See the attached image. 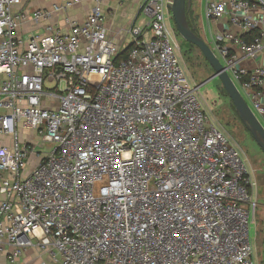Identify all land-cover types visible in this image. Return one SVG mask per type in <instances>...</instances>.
Wrapping results in <instances>:
<instances>
[{
    "label": "built area",
    "instance_id": "2783aa9c",
    "mask_svg": "<svg viewBox=\"0 0 264 264\" xmlns=\"http://www.w3.org/2000/svg\"><path fill=\"white\" fill-rule=\"evenodd\" d=\"M23 1L0 0V264H256L255 180L204 110L164 0L142 1L120 59L103 0L82 23L66 16L80 0ZM59 14L64 31L19 33ZM204 18L224 23L208 45L264 128V1L206 0Z\"/></svg>",
    "mask_w": 264,
    "mask_h": 264
},
{
    "label": "rangeland",
    "instance_id": "374dc122",
    "mask_svg": "<svg viewBox=\"0 0 264 264\" xmlns=\"http://www.w3.org/2000/svg\"><path fill=\"white\" fill-rule=\"evenodd\" d=\"M264 1V0H263ZM172 0H169L171 4ZM206 0H191L190 7V20L193 23L196 22V26L199 27V22L195 15V12L199 14L202 21L204 18V4ZM166 0H164V10L166 12ZM140 17L134 24L135 27H140ZM173 23V22H172ZM174 26V24H173ZM206 27V25H205ZM174 28V27H173ZM129 29V28H128ZM123 33L120 47L122 49L126 48L129 44L133 42V37L131 33ZM175 30V29H174ZM198 30V28H197ZM200 35V32H197ZM201 36V35H200ZM209 37L208 35H206ZM205 40V37H203ZM207 40V41H206ZM205 41L210 44L209 38ZM175 45L178 47V56L186 72L195 83L194 85H201L197 93L204 110L210 115L212 122L220 128L225 134H227L232 141L236 144L244 161L247 163L250 173L256 183V211L254 223L251 226V237L255 241V259L256 264H263V253H264V154L257 147L255 142L251 139L247 130L244 128L237 115L235 114L234 108L227 94L222 88V85L218 79H212L208 82L206 80L210 79L213 75L211 67L208 65L206 60L203 58L199 50L189 47L185 41L176 33L175 31ZM217 58L223 62L218 52H215ZM50 86V85H49ZM35 136L30 131L24 132L23 137L26 135ZM36 146L35 151L42 153L49 146L41 142L40 137L35 139L33 142ZM35 157L31 156L28 161L27 168L31 169L35 165ZM27 170V169H26ZM40 253L33 251V257L31 261L27 264H39L41 262Z\"/></svg>",
    "mask_w": 264,
    "mask_h": 264
},
{
    "label": "crops",
    "instance_id": "0c3cea01",
    "mask_svg": "<svg viewBox=\"0 0 264 264\" xmlns=\"http://www.w3.org/2000/svg\"><path fill=\"white\" fill-rule=\"evenodd\" d=\"M65 1L68 0H25L18 6L14 7V10L16 12H31L38 9H50L52 5L63 3ZM142 1L143 0H129L123 4H119L118 0H103L102 6L105 12V26L108 32V36L113 38L117 45H121L120 43L125 30H127L133 23H135V19L139 14ZM92 7L93 0H80L79 4L73 6L71 9H69V11H67L66 16H68L71 20L82 23L86 19V16L89 14ZM195 15L199 22V27L197 26L198 32H200L202 38L205 37V40L207 38H209L210 40V33L214 30L220 29L224 25V23L222 22L209 24L205 20V18H203L201 21L197 12H195ZM63 18L64 14H59L54 15L52 19L46 22H40L37 25L26 23L21 27L19 33L24 39H27L31 36L42 34L44 28L47 25H54L60 31H64L66 27ZM206 35H208L209 37H207ZM32 257L33 251L26 253L24 255V260L26 262H29L31 261Z\"/></svg>",
    "mask_w": 264,
    "mask_h": 264
},
{
    "label": "water",
    "instance_id": "95a60500",
    "mask_svg": "<svg viewBox=\"0 0 264 264\" xmlns=\"http://www.w3.org/2000/svg\"><path fill=\"white\" fill-rule=\"evenodd\" d=\"M166 7L171 13L177 34L191 47H195L199 50L203 58L211 67L213 75L205 82L215 78L220 81L223 90L234 107L238 119L250 134L257 147L264 154V128L262 124L255 117L250 107L247 105L240 92L221 66L212 49L201 36L195 33V28H191L187 22L186 13L190 10L191 0H172L171 4L168 3ZM201 85H203V83L198 85L197 88Z\"/></svg>",
    "mask_w": 264,
    "mask_h": 264
},
{
    "label": "trees",
    "instance_id": "16d2710c",
    "mask_svg": "<svg viewBox=\"0 0 264 264\" xmlns=\"http://www.w3.org/2000/svg\"><path fill=\"white\" fill-rule=\"evenodd\" d=\"M186 18H187V22H188V24H189V26L191 27V28H195V33L198 35V30H197V26H196V22L195 23H193V21L192 20H190V11H188L187 13H186ZM175 29V28H174ZM176 31V30H175ZM177 33V32H176ZM200 36V35H199ZM186 43V42H185ZM189 47H191L189 44H187ZM132 47V44H129L126 48H124L123 50H122V52L118 55V57H117V59H120V58H124L125 57V55H126V53L128 52V50L130 49ZM193 48H195V47H193ZM196 49V48H195ZM202 55V54H201ZM233 106V105H232ZM234 108V107H233ZM236 114V113H235ZM249 134V133H248ZM250 135V134H249ZM251 137V136H250ZM252 139V138H251ZM253 140V139H252Z\"/></svg>",
    "mask_w": 264,
    "mask_h": 264
}]
</instances>
